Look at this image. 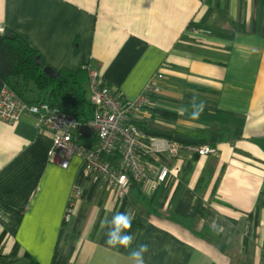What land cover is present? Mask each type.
<instances>
[{
  "label": "crops",
  "instance_id": "crops-1",
  "mask_svg": "<svg viewBox=\"0 0 264 264\" xmlns=\"http://www.w3.org/2000/svg\"><path fill=\"white\" fill-rule=\"evenodd\" d=\"M0 18L47 65L87 64L129 98L159 70V92L136 115L138 125L178 143L216 144L207 155L164 154L181 172L165 179L152 204L143 200L147 214L132 247L149 245L146 264L262 263L264 208L256 226L250 213L264 194V0H4ZM25 95L37 100L38 89ZM200 100L198 120L176 111ZM50 146L32 114L13 124L0 117V253L18 244L12 260L26 251L52 262L81 157L61 167L48 161ZM91 230L82 227L73 264H130V250L102 245V228L94 237Z\"/></svg>",
  "mask_w": 264,
  "mask_h": 264
},
{
  "label": "built area",
  "instance_id": "built-area-1",
  "mask_svg": "<svg viewBox=\"0 0 264 264\" xmlns=\"http://www.w3.org/2000/svg\"><path fill=\"white\" fill-rule=\"evenodd\" d=\"M83 67L88 70V98L94 105L87 123L90 135L96 137L94 146L80 140L86 135L79 131L81 124L73 114L47 101L29 103L7 83L0 87V117L13 124L24 112L32 114L36 127L50 137L48 161L67 167L74 156L80 155L84 175L107 191L111 207L128 195L132 180L140 183L145 193L151 194L167 177L179 176L180 163H165L164 154L173 158L181 148L199 155L217 151L214 143H178L168 137L146 134L138 125L136 115L159 92L163 78L159 70L150 75L137 97L129 98L119 90L113 91L97 69L87 64ZM116 149L119 150L118 161L109 159ZM82 195V185L74 182L63 214L64 221H71ZM260 247L264 251V242Z\"/></svg>",
  "mask_w": 264,
  "mask_h": 264
},
{
  "label": "trees",
  "instance_id": "trees-1",
  "mask_svg": "<svg viewBox=\"0 0 264 264\" xmlns=\"http://www.w3.org/2000/svg\"><path fill=\"white\" fill-rule=\"evenodd\" d=\"M45 66L49 65L43 61L40 53L32 48L19 34L7 29L5 30V34L0 36V87L2 84L7 83L18 95L27 101L25 94L31 88L30 84L33 83L38 89L39 96L37 100L27 102L47 101L49 104L73 114L81 125L87 124L94 110V105L88 98V70L83 66L78 69H55L51 67L53 72L48 74L44 72ZM109 87L111 88L110 85ZM112 90L118 91L113 88ZM155 110L161 115L173 114L161 109ZM87 139L90 140L89 146L95 145V134L90 135ZM109 159L118 161L119 150L116 149L112 155L109 156ZM211 175L212 170L208 169L206 175L203 177L204 181L210 178ZM74 182L80 183L83 187L82 200L73 214L71 221L66 222L64 219L62 221L51 264H70L74 261L78 252L79 243L82 240V227L87 217L88 204L94 199L100 189L96 183H93L84 175L82 166L79 167ZM203 186L202 182L199 190L203 189ZM131 188H133L136 193L135 197H132L133 201L132 199H128L127 197L129 195H127L120 201L117 207L111 210L108 216L109 218L115 212H129V207L131 205L140 202L139 198L145 199L148 205L152 204L153 193H145L140 183L132 180ZM152 207L157 210V207L153 205ZM262 208H264V194H260L257 200L256 210L250 213V217L254 215L253 219L255 226L259 222ZM104 214L105 210L101 209L92 226L89 237H94L99 230L100 220L103 218ZM200 214L203 213L200 212ZM133 215L134 220L130 232L135 236L137 230L144 226V218L142 213L138 210L135 211ZM2 239L3 235L0 236V242ZM105 240V230L102 229L99 242L109 247L105 244ZM18 247L19 245L15 244L11 253L8 255L0 253V262L6 263L8 261L12 263L14 259L12 260L11 258L13 256L15 257ZM122 249L125 251L129 250L125 248ZM23 257L28 259V264H40L26 251H24ZM261 264H264V254L262 255Z\"/></svg>",
  "mask_w": 264,
  "mask_h": 264
},
{
  "label": "clouds",
  "instance_id": "clouds-1",
  "mask_svg": "<svg viewBox=\"0 0 264 264\" xmlns=\"http://www.w3.org/2000/svg\"><path fill=\"white\" fill-rule=\"evenodd\" d=\"M4 0H0V5H3ZM0 24H2V18H0ZM5 34V26H0V36ZM195 101V99H194ZM191 111L189 107L180 106L176 109L180 115H189L193 120H198L205 109V103L200 100L198 103H192ZM134 215L128 212H115L110 218L104 217L100 220V227L105 230V244L110 248L122 247L129 249L128 257L130 264H146L145 254L149 251V245L147 243H138L135 247H132L135 237L130 232ZM212 230L220 233L223 231V226L215 221L211 224Z\"/></svg>",
  "mask_w": 264,
  "mask_h": 264
},
{
  "label": "rangeland",
  "instance_id": "rangeland-1",
  "mask_svg": "<svg viewBox=\"0 0 264 264\" xmlns=\"http://www.w3.org/2000/svg\"><path fill=\"white\" fill-rule=\"evenodd\" d=\"M33 87L35 86L33 83L30 84V87ZM87 139L88 137L86 136H83L82 139ZM128 199H132L133 201V196L135 197L136 193H135V190L133 188H130L129 192H128ZM147 198H148V195H147ZM143 198H139V201L140 202H136L134 203L133 205H131L129 207V212L128 213H131V214H134L135 211H140L142 213V215L146 216L147 214V207L146 205L144 204L143 202ZM120 203L117 204V206L119 205ZM116 206V207H117ZM113 207H111L110 205H108V199H107V191L104 190V189H99V191L97 192V194L95 195L94 199L88 204V211H87V219L84 221V226H83V229L87 230L88 228H92L96 218H97V215L99 213V211L101 209H104L105 210V217L110 214L111 212V209ZM84 232V231H83ZM86 233V231H85ZM230 259L233 260L235 259L236 255L235 254H230ZM74 262V261H73ZM70 263V264H73ZM0 264H28V259L22 257V258H19L17 260H13L12 263L10 262H6V263H2L0 262ZM249 264H253V262H250Z\"/></svg>",
  "mask_w": 264,
  "mask_h": 264
},
{
  "label": "water",
  "instance_id": "water-1",
  "mask_svg": "<svg viewBox=\"0 0 264 264\" xmlns=\"http://www.w3.org/2000/svg\"><path fill=\"white\" fill-rule=\"evenodd\" d=\"M44 72L48 73V74H51L53 72V69L51 68V66H45L44 67ZM79 131L83 134V135H86V136H90V129L88 127L87 124H83L80 126L79 128Z\"/></svg>",
  "mask_w": 264,
  "mask_h": 264
}]
</instances>
